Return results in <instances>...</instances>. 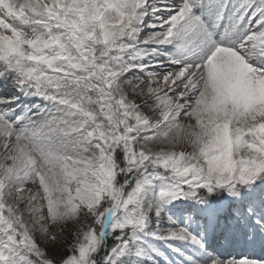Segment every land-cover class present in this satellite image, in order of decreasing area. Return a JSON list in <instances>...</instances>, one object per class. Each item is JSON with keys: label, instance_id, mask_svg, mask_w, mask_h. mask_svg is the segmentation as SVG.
Masks as SVG:
<instances>
[{"label": "snow or ice", "instance_id": "6c2138e0", "mask_svg": "<svg viewBox=\"0 0 264 264\" xmlns=\"http://www.w3.org/2000/svg\"><path fill=\"white\" fill-rule=\"evenodd\" d=\"M0 264H264V0H0Z\"/></svg>", "mask_w": 264, "mask_h": 264}]
</instances>
